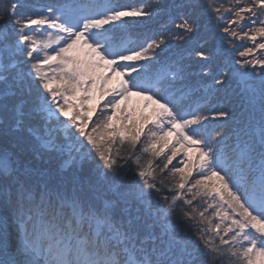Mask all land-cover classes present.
<instances>
[{"label":"snow or ice","instance_id":"6c2138e0","mask_svg":"<svg viewBox=\"0 0 264 264\" xmlns=\"http://www.w3.org/2000/svg\"><path fill=\"white\" fill-rule=\"evenodd\" d=\"M21 6L0 12V264H264V0H180L132 48L113 30L143 3ZM212 19L216 55L246 38L250 58L212 69ZM170 40L188 47L158 61ZM232 63L245 110L202 112Z\"/></svg>","mask_w":264,"mask_h":264},{"label":"trees","instance_id":"16d2710c","mask_svg":"<svg viewBox=\"0 0 264 264\" xmlns=\"http://www.w3.org/2000/svg\"><path fill=\"white\" fill-rule=\"evenodd\" d=\"M54 120V119H53ZM53 122V121H52Z\"/></svg>","mask_w":264,"mask_h":264}]
</instances>
